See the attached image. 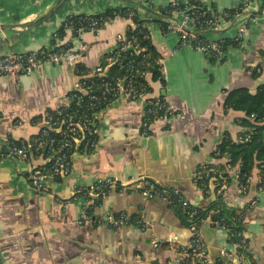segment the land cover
Segmentation results:
<instances>
[{"label":"crops","instance_id":"obj_1","mask_svg":"<svg viewBox=\"0 0 264 264\" xmlns=\"http://www.w3.org/2000/svg\"><path fill=\"white\" fill-rule=\"evenodd\" d=\"M174 0H0V56L53 49L62 41L75 49L84 47L79 63L93 71L116 48L133 25L131 19H116L98 31H87L79 41L59 31L72 16H97L112 9L134 10L147 22L152 55L162 77L145 75L150 90L142 98L118 99L95 119L99 143L91 154L76 153L72 173L50 183L51 193L36 195L29 183L32 168L46 162L43 156L30 162L4 157L8 140L29 139L42 129L36 121L47 111L67 102L79 81L68 64L45 65L41 72L13 81L0 78V256L2 264H165L173 247L160 250L154 239L178 236L181 245L191 238L188 225L176 211L159 198L148 199L141 189L151 183L177 189L193 205L209 207L223 202L242 208L255 201L247 213L246 233L255 264H264V178L255 168L247 192L239 186L235 170L222 198L204 193L192 184L202 165L221 167L227 158L217 159L222 141L229 137L240 142L248 131L240 121L241 111L224 106L229 92L248 89L255 93L264 84V0H252V7L238 21L225 22L203 36L210 40H233L237 29L247 23L242 45H230L225 60L212 64L203 53L180 43L176 33L163 30L160 21L173 20L164 10ZM242 0H206L225 10L238 7ZM250 18L253 21H249ZM56 34L58 36L56 37ZM165 98L175 116L152 125L150 136L142 135V119L148 99ZM236 169V167H232ZM111 178L122 189H111L95 202L93 215L126 213L152 227L141 231L133 225L118 230L78 224L81 208L88 202L83 195L74 200L76 189ZM63 201V202H60ZM213 259L227 244L225 232L211 224L202 226Z\"/></svg>","mask_w":264,"mask_h":264},{"label":"built area","instance_id":"obj_2","mask_svg":"<svg viewBox=\"0 0 264 264\" xmlns=\"http://www.w3.org/2000/svg\"><path fill=\"white\" fill-rule=\"evenodd\" d=\"M251 5L252 0H242L238 7L221 10L208 5L206 0H174L165 9L166 16L172 17L173 20L165 21L166 27L162 28L167 33H176L180 37L181 45L203 53L212 64L220 63L226 58L227 49L230 46L229 40L223 38L210 40L202 35L203 32L216 30L225 22L242 19L252 7ZM118 10L108 17L83 16L84 19L80 25L69 21L68 18L64 23L65 32L80 41L87 31H98L100 26L105 27L106 24L118 18L132 19L138 15L131 9H125L123 12H121L122 9ZM260 14L264 16V7L261 8ZM249 21L253 19L250 18ZM247 27V23L238 27L236 36L231 40L235 45H242ZM119 43L123 45L119 47ZM118 44L110 52L113 56L108 65L105 67L99 65L92 71L91 76L101 78V83L89 87H84L80 83L81 78L78 74L77 66L80 64L79 60L84 51L82 45L75 49L72 44H64L62 41L53 49L25 53L10 52L0 56V78L5 77L16 81L21 76H32L41 72L45 65L59 64L73 66L79 77L78 83L71 92L72 95L69 94L63 106L47 111L36 119L42 125L39 134L29 139L8 140L4 144L2 154L4 157L17 158L26 162H30L34 157L46 158L45 163L32 168L29 174L30 186L36 195H49L52 181L70 177L72 158L76 153L91 154L96 149L99 136L95 119L100 111L120 98L136 100L146 95L134 84V79L140 74L139 69H129L130 62L124 63L122 60L121 52L126 51L130 43H126L125 37H118ZM114 66H118L120 70L129 71V74L123 77H112L108 72ZM146 74L143 73L144 76ZM174 116L175 111L165 98L148 99L142 119V135L149 137L154 123L168 121ZM228 169L235 170V175L237 179L239 178V168L228 167ZM192 184L206 194L212 188L218 198H222L230 185V174L220 172L215 166L202 165L195 171ZM128 185L106 178L90 187L77 188L74 200L78 198V195H83L88 201L81 208L78 224L101 226L113 230L133 225L143 232L148 231L152 225L139 217L130 218L126 213H110L104 218L96 219L92 213L95 202L104 199L111 189H122ZM239 186L242 190H246V187L240 183ZM141 192L148 199L159 198L164 201L189 227L191 238L186 245H181L176 235L153 240L152 245L157 250L170 245L173 247V256L165 264H253L251 245L246 231L234 230L233 224L229 225L225 218L215 219V216L219 215V209L208 211L205 207L193 205L179 190L167 189L155 183L142 188ZM60 202L63 201L60 200ZM255 203L253 201L242 209L249 212ZM233 221L239 222L240 219H233ZM208 223L221 228L227 240V244L219 249V258L216 260L212 258L209 245L202 233V226ZM0 264H2L1 256Z\"/></svg>","mask_w":264,"mask_h":264},{"label":"trees","instance_id":"obj_3","mask_svg":"<svg viewBox=\"0 0 264 264\" xmlns=\"http://www.w3.org/2000/svg\"><path fill=\"white\" fill-rule=\"evenodd\" d=\"M115 11L118 12L119 10L112 9L104 14L93 16V18L108 17ZM123 11H125V9H122L121 12ZM164 15H166L165 10ZM83 19V16H73L69 18V21L80 25ZM131 20L133 21V25L124 35L126 43L130 44L126 51L121 52L123 55L122 60L124 63L130 62L129 66L131 68L129 69H139L140 74L134 79V84L146 94L150 88L145 81L143 73H152L154 79H160L162 74L160 67L157 65L155 58L152 55L153 47L150 40V33L147 28V22L139 18L138 15L134 16ZM160 23L163 28L166 27L165 21H160ZM103 27L104 26H100L99 29H102ZM65 29V25H63L59 31L60 36H64L66 33ZM228 44L235 45L230 40ZM118 45L120 47L123 44L119 43ZM66 47H69V45H66ZM112 56L113 55L109 53L108 56L102 60L100 65L103 67L107 66ZM139 64L141 65L139 66ZM77 68L79 70L78 74L81 78L80 83L84 87L99 85L101 83V78L91 76L92 71L88 70L82 64H78ZM108 73L112 77H123L129 74V71L120 70L118 66H114L109 69ZM70 95H72V93H70ZM224 106L227 109L241 111L246 114V117L240 121V124L248 131L241 135L243 139L240 142H234L229 137H226L222 141L216 152V158H227L228 162L224 166L217 167V169L220 172L226 173V167L235 168L239 165L238 181L241 185L246 187L245 192H247L250 178L255 168L260 169V174L262 178H264V84L259 86L255 93H251L245 88L229 92L226 96ZM207 209L208 211L219 209V215L215 216V219L225 218L229 225L233 224L234 230L246 231V218L248 211L246 212L244 209L240 210L229 207L223 202L212 203ZM241 214L242 217H240ZM233 219H240V221H233ZM251 257L253 264H255L253 256Z\"/></svg>","mask_w":264,"mask_h":264},{"label":"rangeland","instance_id":"obj_4","mask_svg":"<svg viewBox=\"0 0 264 264\" xmlns=\"http://www.w3.org/2000/svg\"><path fill=\"white\" fill-rule=\"evenodd\" d=\"M237 168H239V165L237 166Z\"/></svg>","mask_w":264,"mask_h":264}]
</instances>
